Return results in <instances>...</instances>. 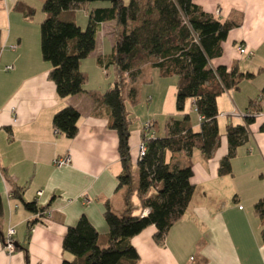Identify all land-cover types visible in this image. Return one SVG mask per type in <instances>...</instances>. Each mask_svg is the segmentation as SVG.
<instances>
[{
    "label": "crops",
    "instance_id": "1",
    "mask_svg": "<svg viewBox=\"0 0 264 264\" xmlns=\"http://www.w3.org/2000/svg\"><path fill=\"white\" fill-rule=\"evenodd\" d=\"M44 1L0 0V264L73 262L76 258L62 249L67 229L85 217L97 231L102 246L108 235L106 205L115 214L124 210L125 189L118 187L122 173L118 137L109 129L108 108L87 93L59 99L48 78L51 65L42 58L40 41ZM196 4L219 21L237 25L222 43V56L210 67L223 66L228 71L235 68L239 74L253 77L244 78L237 89L217 98L220 136L210 160L198 150L190 158L184 152L167 155L172 164L192 167L194 192L183 218L170 228L163 245L155 243L154 227L130 239V244L138 255L136 264H264V217L254 212V206L264 201V0H196ZM21 6L35 11L32 19L23 18ZM105 25L111 23L101 25L94 51L80 64V70L88 76L86 92L102 94L115 82L107 65L111 52L105 51H112L114 42L103 34ZM240 46L252 56L240 57ZM99 58L102 67L97 63ZM151 69L146 103L138 108L139 100L135 98L136 103H129L131 109L126 106L132 119L129 146L134 186L138 178L137 148L145 125H152L150 138H159L165 135L167 119L177 118L176 80L163 79L157 69ZM91 71L96 85L90 82ZM155 95L157 105H161L157 110L156 105L153 110ZM190 104L194 113L189 115L191 127L198 131L199 116L192 101ZM66 107L80 115L77 135L70 140L55 135L52 126L53 116ZM247 113L254 115L247 141L231 162V174L221 177L218 166L227 153L225 128L228 124L243 125ZM136 116L142 119L136 122ZM65 157H70L71 163L56 168L53 162ZM17 188L22 202L12 195ZM39 192L41 196H37ZM24 203H35L47 215L35 220V214L28 212ZM131 205L134 214L140 213L135 193ZM29 224L34 226L33 232ZM10 229L15 232L16 250L8 255L4 239Z\"/></svg>",
    "mask_w": 264,
    "mask_h": 264
},
{
    "label": "trees",
    "instance_id": "2",
    "mask_svg": "<svg viewBox=\"0 0 264 264\" xmlns=\"http://www.w3.org/2000/svg\"><path fill=\"white\" fill-rule=\"evenodd\" d=\"M144 1L146 18L140 26L133 25L139 14L136 0H130L126 6L122 0H45L42 5L45 18L40 23L41 55L51 65L48 78L59 99L87 93L108 108L109 129L117 134L122 167L118 187L125 189L121 214H115L108 205L105 207L104 219L108 227L105 245H99L97 231L82 217L74 227L67 229L62 241L63 251L76 259L73 262L64 260L61 264H136L138 255L130 239L149 227L156 229L155 243L163 245L170 228L183 218L194 192L191 165L179 167L168 162L167 155L184 152L190 158L198 150L210 160L220 136L217 98L237 89L244 78L253 77L252 74H239L235 68L228 71L223 66L210 67L212 61L222 56V43L237 26L235 23L221 22L205 13L196 0ZM94 2H108L110 6L95 8L89 15L86 30L82 31L73 14L86 10ZM20 12L25 19L35 15L28 7L21 6ZM107 23L114 24L117 34L120 31L107 61V65L115 69V82L102 94L86 92L88 76L80 70V64L94 51L96 35L101 25ZM97 63L103 66L100 58ZM145 65L157 69L163 79L176 78L177 118L167 119L163 137L150 138L151 130L148 135L143 131L141 143L145 146V154L137 160L138 178L134 186L129 146L132 119L127 115L124 89L126 79L135 80ZM130 98L136 103L133 89ZM189 100L201 119L198 131L192 129L190 116L185 111ZM253 116L247 113L243 125L226 126L227 153L219 162V176L231 174V162L239 147L247 141ZM79 119L77 110L66 107L53 116L52 126L70 140L77 135ZM20 191L14 189L12 195L21 201ZM152 191L154 194L149 196ZM133 193L140 203L138 214H134L131 205ZM23 205L28 212L43 213L35 203ZM144 211L147 213L143 214ZM254 212L259 218L264 217V201L254 206ZM1 215L0 198V218ZM261 239L264 241V231Z\"/></svg>",
    "mask_w": 264,
    "mask_h": 264
},
{
    "label": "rangeland",
    "instance_id": "3",
    "mask_svg": "<svg viewBox=\"0 0 264 264\" xmlns=\"http://www.w3.org/2000/svg\"><path fill=\"white\" fill-rule=\"evenodd\" d=\"M136 1L138 3V6H139V14H138L137 20L133 23V25L140 26L141 22L143 21V19L146 18L145 14H144V11L146 9V5H145L146 2L144 0H136ZM122 2L126 6V5L129 4L130 0H122ZM109 6H110V4L108 2H94V3H91V4L88 5L86 10H77V11H75L74 14H73V19H74L75 23L78 25V27H80V29L82 31H84L87 28L89 15L92 13V11L95 8H104V7H109ZM114 28H115L114 24L111 23V25H105L103 27V29H102V32H103V34L105 36L110 37L109 39L112 40L115 43L120 31H118V34H117V32H115ZM100 39H101V34H98V43H99V45H100ZM107 40H108V38H107ZM105 51H106V54H109L111 52V48H107ZM151 70H152L151 68L143 67L142 70H141V73L139 74V76H137V78L135 80H133V81L130 80L129 81V80L126 79V85H125V89H124V98H125V103H126V106H127L128 110L132 108V106L129 104L130 101H131V98H130L131 89H133V91L135 93V98L137 100H139L138 108L141 107L140 104H144V102L146 103L145 96L148 95L146 93V91L150 90V87H148L150 85V81H148V80L151 78ZM90 73H91L90 74L91 75V81L90 82H91L92 85H96L95 74L92 71ZM110 73H111L112 77L115 78V69H114L113 66H111ZM174 79L176 80V78H174ZM152 88H154V85L152 86ZM165 88L169 92L170 87L166 86ZM169 95L171 97V90H170ZM155 98H156V95L153 97V100H152V101H154L153 110L155 109V105H156V110H157V108L161 107L160 104L157 105V102H156ZM173 100H174V97H173ZM150 102L151 101L149 100L147 103H150ZM190 103H191L190 100L186 102L185 111L190 116H194L193 115L194 113L192 111ZM170 105H171V100H170ZM166 107H167V105H166ZM143 115H145V114L143 113ZM136 117H138V118H136V122H138L140 119H142L139 116H136ZM160 121H162V120H160ZM159 123H160L161 128H162V122H159ZM149 194H151V193H149Z\"/></svg>",
    "mask_w": 264,
    "mask_h": 264
},
{
    "label": "built area",
    "instance_id": "4",
    "mask_svg": "<svg viewBox=\"0 0 264 264\" xmlns=\"http://www.w3.org/2000/svg\"><path fill=\"white\" fill-rule=\"evenodd\" d=\"M237 52H238L240 57H248L249 58V57L252 56V53L248 52V50L245 47H243V46H240L237 49ZM7 70H8V68H7ZM199 121H201L200 118H199ZM151 128H152L151 124L148 123V124L145 125L144 131L146 132V135L149 134L148 131H150ZM54 134L58 135L59 131L57 129H54ZM148 137H150V134L148 135ZM137 149H138V158H137V160H140L145 154V146L142 143H140ZM70 163H71L70 157L60 158V159H57V160H55L53 162L54 166L56 168H58V169L63 168L65 166H68ZM37 196H41V192L37 193ZM46 215H45V213H35V215H34L35 216V220H37V221L41 220V219L45 218ZM29 228H30L31 232L34 231V226L33 225L29 224ZM14 235H15L14 230L10 229V230H8L7 235H6L5 239H4V250H5V252L8 255L13 254L14 251H15L14 241H13Z\"/></svg>",
    "mask_w": 264,
    "mask_h": 264
}]
</instances>
